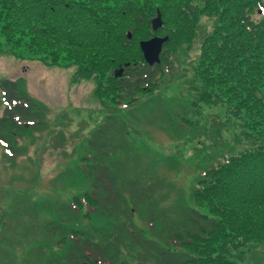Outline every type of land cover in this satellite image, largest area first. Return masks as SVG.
<instances>
[{
	"label": "trees",
	"instance_id": "trees-1",
	"mask_svg": "<svg viewBox=\"0 0 264 264\" xmlns=\"http://www.w3.org/2000/svg\"><path fill=\"white\" fill-rule=\"evenodd\" d=\"M158 9L164 25L154 31ZM203 16L213 21L210 30L202 29ZM157 35L167 39L160 62L151 64L141 42ZM1 36L0 48H20L21 57L76 66L77 80H94L101 102L117 106L88 138L81 166L91 184L86 200L65 201L57 221L44 225L43 246L50 238L60 244L47 255L49 264H250L247 252L264 246V0H0ZM193 43L202 51L184 73L194 72L196 101L226 106L229 128L237 125L249 146L200 172L194 197L208 212L180 203L177 220L162 211L168 207L156 187L165 186L163 177L121 172L117 151L133 148L129 134L137 127L122 122L119 110L170 87L169 76L180 73L175 55ZM1 87L0 139L16 151L18 138L42 124L43 114L21 79L5 78ZM129 195L154 207L148 220L165 236L148 237L137 227ZM93 213L99 225L90 222ZM79 219L87 227H75Z\"/></svg>",
	"mask_w": 264,
	"mask_h": 264
},
{
	"label": "rangeland",
	"instance_id": "rangeland-1",
	"mask_svg": "<svg viewBox=\"0 0 264 264\" xmlns=\"http://www.w3.org/2000/svg\"><path fill=\"white\" fill-rule=\"evenodd\" d=\"M201 22L203 30L211 29L210 18L203 16ZM0 40L5 42L3 36ZM2 46L0 117L6 106L1 82L5 78H19L27 94L39 103L43 123L30 127L18 138L16 151L8 150L0 139V264H49L47 255L56 254L60 244L59 238L57 242L50 238L43 246L48 240L43 234L44 225L59 217L58 207L65 201L85 199L91 184L81 166L90 152L88 138L117 106L101 102L94 80H77L76 66L45 62L27 54L21 57L22 49L11 52L10 46L5 43ZM201 51L200 43L184 46L175 55L173 67L180 73L172 72L173 78L169 76L166 84L172 80L170 87L161 88L134 107L119 110L124 117H119L122 122L137 127L129 134L133 148L117 151L121 172L163 177L165 186L156 187L161 193L160 202L168 207L162 211L165 215L169 211L177 220L181 218L180 203L208 212L206 205L195 202L200 172L222 154L237 153L249 146L237 125L229 128L233 116L226 106L206 108L202 101H196V91L192 89L194 72L184 71L193 67ZM198 108L200 113L196 111ZM182 123L186 124V130L181 129ZM217 135L223 138L220 143H216ZM129 197V203L137 208L134 211L137 227L148 237L165 236L163 230L160 232L161 226L148 220L147 214L154 207L141 205L133 196ZM90 219L97 225L102 222L97 213ZM77 223L75 227H87L80 219ZM246 257L250 264H264V246L247 252Z\"/></svg>",
	"mask_w": 264,
	"mask_h": 264
},
{
	"label": "water",
	"instance_id": "water-1",
	"mask_svg": "<svg viewBox=\"0 0 264 264\" xmlns=\"http://www.w3.org/2000/svg\"><path fill=\"white\" fill-rule=\"evenodd\" d=\"M158 17L153 20L154 29L157 30L163 24L162 23V14L158 11ZM164 38L162 37H153L149 39L147 42H142L141 47H143L144 57L148 62L156 63L160 60V53L162 51V44Z\"/></svg>",
	"mask_w": 264,
	"mask_h": 264
}]
</instances>
